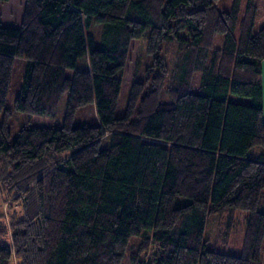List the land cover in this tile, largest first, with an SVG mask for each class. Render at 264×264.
Here are the masks:
<instances>
[{"label":"trees","instance_id":"obj_1","mask_svg":"<svg viewBox=\"0 0 264 264\" xmlns=\"http://www.w3.org/2000/svg\"><path fill=\"white\" fill-rule=\"evenodd\" d=\"M217 1L0 0V180L22 204L0 219V264H264L261 5L241 15L243 0ZM17 57L28 63L12 109ZM65 92L62 125L12 139L15 111L54 117ZM90 102L99 123L74 126ZM241 209V254L208 248L209 215L228 235Z\"/></svg>","mask_w":264,"mask_h":264},{"label":"rangeland","instance_id":"obj_2","mask_svg":"<svg viewBox=\"0 0 264 264\" xmlns=\"http://www.w3.org/2000/svg\"><path fill=\"white\" fill-rule=\"evenodd\" d=\"M261 5L257 27L264 25V0H256ZM232 0H218L216 3L220 9H229L231 6ZM248 5V0L242 1L241 15L245 12ZM95 32H99L98 27H95ZM147 46V37L142 38L140 44V57L141 64L140 69L138 70L137 78L143 80L145 77V67L150 63V55L146 49ZM28 60L24 57H17L14 70L11 76V87L8 94L7 106L14 109V100L18 93L20 92L21 86L23 84L24 73L27 67ZM88 58L87 55H84L79 58L77 67L78 69H84L88 67ZM75 68H67V75H72ZM130 74L123 77L121 80V86L119 91L118 105L116 109V115H123L126 109V104L128 101L129 92L132 85V79H130ZM167 95H164V98H167ZM242 100H248V98L235 96ZM68 100V93L65 92L59 101V104L56 107V114L54 117L45 116V115H36L30 114L22 111H15L14 114L10 117V128L12 131V139H14L18 133V130L23 126H60L64 121L65 109ZM2 121V113H0V122ZM99 116L97 113V108L95 102H90L85 105H82L76 111V114L73 118V125H88V124H97L99 123ZM109 146L108 139H104L101 142V147L105 148ZM262 150V147L259 145L254 146L250 152V157H255ZM260 206L264 208V198H262ZM20 216L22 214V204L19 201L15 200L11 196V193L6 189L5 185L0 180V219H4L8 224L11 221L12 215ZM247 210H238L236 220L234 225L231 228L230 233L227 235L225 218L220 217L219 213H214L209 215L205 232L204 240L208 248H217L219 251L239 255L241 254L242 244L245 237L246 221H247ZM12 229H10L11 232ZM226 234V235H225ZM127 264H130L127 262Z\"/></svg>","mask_w":264,"mask_h":264},{"label":"crops","instance_id":"obj_3","mask_svg":"<svg viewBox=\"0 0 264 264\" xmlns=\"http://www.w3.org/2000/svg\"><path fill=\"white\" fill-rule=\"evenodd\" d=\"M263 72H262V81H263V110H264V60H263Z\"/></svg>","mask_w":264,"mask_h":264}]
</instances>
